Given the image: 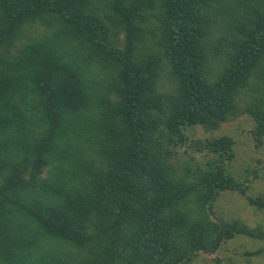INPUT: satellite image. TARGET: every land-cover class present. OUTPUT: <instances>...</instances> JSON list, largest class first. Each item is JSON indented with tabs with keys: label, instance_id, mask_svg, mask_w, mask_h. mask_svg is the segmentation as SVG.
Returning a JSON list of instances; mask_svg holds the SVG:
<instances>
[{
	"label": "trees",
	"instance_id": "1",
	"mask_svg": "<svg viewBox=\"0 0 264 264\" xmlns=\"http://www.w3.org/2000/svg\"><path fill=\"white\" fill-rule=\"evenodd\" d=\"M263 81L264 0H0V264H187L254 236L211 218L246 196L233 141L185 131L245 114L261 143Z\"/></svg>",
	"mask_w": 264,
	"mask_h": 264
},
{
	"label": "rangeland",
	"instance_id": "2",
	"mask_svg": "<svg viewBox=\"0 0 264 264\" xmlns=\"http://www.w3.org/2000/svg\"><path fill=\"white\" fill-rule=\"evenodd\" d=\"M214 34L217 41L219 34ZM167 89V84L162 85L161 91ZM253 126L252 118L243 114L236 120L220 125L213 132H206L200 127L185 131L186 137L192 141L221 136L231 138L234 158L226 165V170L238 181L247 180L246 196L231 191L221 192L211 205V218L223 223L236 221L255 232L252 237L236 235L222 243L217 251L211 254L196 253L187 264H264V208L258 209L247 202V197L264 201V136L261 143H255L251 135ZM185 149L188 154L196 156L198 162H202L203 157L195 153L193 148Z\"/></svg>",
	"mask_w": 264,
	"mask_h": 264
}]
</instances>
